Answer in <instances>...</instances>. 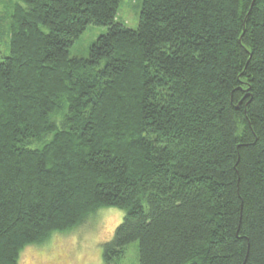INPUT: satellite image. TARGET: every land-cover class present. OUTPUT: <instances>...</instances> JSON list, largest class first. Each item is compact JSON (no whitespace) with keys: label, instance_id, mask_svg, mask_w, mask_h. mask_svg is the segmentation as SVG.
Wrapping results in <instances>:
<instances>
[{"label":"trees","instance_id":"1","mask_svg":"<svg viewBox=\"0 0 264 264\" xmlns=\"http://www.w3.org/2000/svg\"><path fill=\"white\" fill-rule=\"evenodd\" d=\"M122 1L0 0V264L103 208L105 264H264V0Z\"/></svg>","mask_w":264,"mask_h":264},{"label":"rangeland","instance_id":"2","mask_svg":"<svg viewBox=\"0 0 264 264\" xmlns=\"http://www.w3.org/2000/svg\"><path fill=\"white\" fill-rule=\"evenodd\" d=\"M143 1L123 0L118 21L137 29ZM2 2L6 7H11L15 0ZM2 4L0 3V18L3 17ZM4 31H7L6 25ZM105 33L107 28L89 26L70 49V56L87 58L91 45ZM9 54L10 42L7 44L0 38V61ZM124 215V211L119 208L100 209L75 230L54 236L42 244L25 247L21 253L20 264H105L104 245L112 240L116 229L123 222ZM138 248V243L128 246L125 257L119 264H138Z\"/></svg>","mask_w":264,"mask_h":264}]
</instances>
